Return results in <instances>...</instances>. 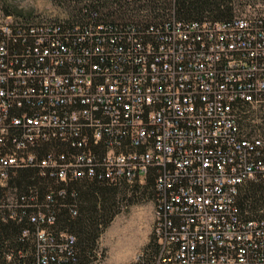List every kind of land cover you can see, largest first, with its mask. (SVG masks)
I'll list each match as a JSON object with an SVG mask.
<instances>
[{
  "label": "built area",
  "instance_id": "2783aa9c",
  "mask_svg": "<svg viewBox=\"0 0 264 264\" xmlns=\"http://www.w3.org/2000/svg\"><path fill=\"white\" fill-rule=\"evenodd\" d=\"M240 103L264 106V14L144 29L2 16L0 185L21 168L60 185L7 212L34 225V264H78L74 236L51 229L69 183L149 175L157 251L127 264H264V221L236 206L241 185L264 180V135L242 132Z\"/></svg>",
  "mask_w": 264,
  "mask_h": 264
},
{
  "label": "trees",
  "instance_id": "16d2710c",
  "mask_svg": "<svg viewBox=\"0 0 264 264\" xmlns=\"http://www.w3.org/2000/svg\"><path fill=\"white\" fill-rule=\"evenodd\" d=\"M56 5L82 4L77 15L67 19L72 24L81 26L87 23H110L133 25L139 28L158 26L169 18L180 22L191 21H230L234 18L235 0H49ZM7 15L10 7L4 8ZM80 15V16H78ZM250 106L239 104L238 124L247 137H251L256 125L249 123L247 109ZM258 107V108H263ZM257 136V135H256ZM263 136V135H260ZM56 150L61 151L58 145ZM48 150L45 148L43 151ZM43 153V152H42ZM258 178V177H257ZM250 181V180H249ZM8 186L15 188L21 196H28V204L39 205L45 201V196L51 190H58L56 182L40 176L35 168L15 169L11 172ZM137 184L110 185L102 181L79 180L69 183L65 187V196L53 198L51 204L55 217L53 232L65 231L74 236L76 262L84 264L92 261V253L96 242L115 215L119 213L117 195L119 188H133ZM240 186L236 198L239 216L243 220L264 221V180L251 183L246 188V194L241 195ZM145 187H151L153 199L154 176L149 175ZM252 193V194H251ZM259 194L262 196L256 197ZM29 211V210H28ZM16 219L8 218L7 211L0 213V264H34L35 246L33 240L34 225L27 216L22 215L20 209H14ZM6 220H3V218ZM28 230V236L23 231ZM32 237L30 244L28 238ZM153 238V237H152ZM153 249L143 254H153L157 251V244L153 238Z\"/></svg>",
  "mask_w": 264,
  "mask_h": 264
},
{
  "label": "rangeland",
  "instance_id": "374dc122",
  "mask_svg": "<svg viewBox=\"0 0 264 264\" xmlns=\"http://www.w3.org/2000/svg\"><path fill=\"white\" fill-rule=\"evenodd\" d=\"M234 16L264 14V0H235ZM83 5H56L49 0H0V19L7 15L4 8L10 7V14L22 20L40 22L43 20L71 19L77 15ZM80 16V15H78ZM249 123L256 125L252 136L264 135V107L247 109ZM245 129L243 132L247 133ZM262 178H255L243 184L241 195L251 183H260ZM252 194V193H251ZM19 192L8 184L0 185V213L9 212V206L17 202ZM256 197L262 196L259 194ZM119 213L113 217L96 242L91 259H99L104 264L129 263L139 253L151 252V235L154 208L153 191L145 183L133 188H119L117 195ZM12 209V208H11ZM10 209V210H11ZM32 243V237L28 238ZM148 253V254H149Z\"/></svg>",
  "mask_w": 264,
  "mask_h": 264
},
{
  "label": "crops",
  "instance_id": "0c3cea01",
  "mask_svg": "<svg viewBox=\"0 0 264 264\" xmlns=\"http://www.w3.org/2000/svg\"><path fill=\"white\" fill-rule=\"evenodd\" d=\"M116 264H125V263H116Z\"/></svg>",
  "mask_w": 264,
  "mask_h": 264
}]
</instances>
